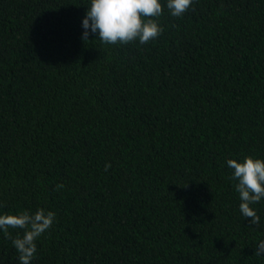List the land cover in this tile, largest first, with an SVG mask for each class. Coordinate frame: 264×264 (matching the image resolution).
Instances as JSON below:
<instances>
[{"label":"trees","instance_id":"obj_1","mask_svg":"<svg viewBox=\"0 0 264 264\" xmlns=\"http://www.w3.org/2000/svg\"><path fill=\"white\" fill-rule=\"evenodd\" d=\"M89 6L0 0V214H56L31 264H264L227 166L264 160V0L165 6L144 45L84 41Z\"/></svg>","mask_w":264,"mask_h":264},{"label":"clouds","instance_id":"obj_2","mask_svg":"<svg viewBox=\"0 0 264 264\" xmlns=\"http://www.w3.org/2000/svg\"><path fill=\"white\" fill-rule=\"evenodd\" d=\"M194 0H90L82 27L84 41H88L89 30L98 33L99 40L106 45H127L139 42L144 45L157 39L163 32L159 17L166 6L172 17L179 18L188 11ZM232 169L231 180L237 181L234 188L239 194V211L250 223L259 225L260 217L250 206L264 199V160L245 155L238 162L228 159ZM111 167L105 164V171ZM56 190L63 184H57ZM56 219L53 211L38 208L34 213L21 210L18 214H0V231L11 239L18 253L19 264H31L37 252V239L51 228ZM9 229H20L15 236ZM255 254L264 256V240L258 242Z\"/></svg>","mask_w":264,"mask_h":264}]
</instances>
